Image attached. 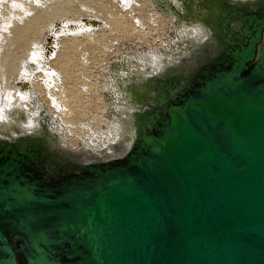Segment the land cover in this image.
<instances>
[{
	"label": "bare ground",
	"instance_id": "obj_1",
	"mask_svg": "<svg viewBox=\"0 0 264 264\" xmlns=\"http://www.w3.org/2000/svg\"><path fill=\"white\" fill-rule=\"evenodd\" d=\"M5 1L0 0V3ZM155 1L171 16L175 24L174 38L161 48L162 53L125 52L126 55L117 57L107 67L105 95H102L106 132L99 134L91 129L90 135L88 130L77 128L83 124L80 123L81 114L68 102L66 91L59 87L62 85L61 73L52 66V59L59 55L62 38L91 36L98 26L107 25L95 16L53 22L41 34V41L32 46L34 48L24 60L27 67L20 66L12 94L13 101L19 102L7 105L0 99V196L2 201H7V196L13 197L12 205L0 210V225L3 226L0 256L15 257L14 261L9 258V264H17V256L21 264L33 262L34 242L56 239L58 228L53 227L56 222L40 213L42 205L52 206L49 210H53L59 194L75 193V198H79L82 193H94L103 181L116 174L126 172L129 175L128 168H135L133 174L138 172L140 165L134 164L133 159L152 143L153 135H156H152L153 131L168 129V126L159 128L168 122L165 119L160 125L166 106L186 100L185 95L192 94L190 91L204 79L226 74L238 65L249 47L252 49L251 43L259 42L254 49L257 54L263 52L258 37L264 41V0ZM242 19L249 20L251 27L254 25L253 32L247 26L242 31L246 25ZM214 63L219 65L214 66ZM0 65L4 68V64ZM1 71L3 73V69ZM10 72L1 74L5 76ZM35 84L39 90L35 89ZM48 88L52 97L47 94ZM207 90L196 93L195 98L207 94ZM233 94L228 89L223 90V95L229 99ZM250 95L253 98L257 93ZM43 96L51 102L50 106L42 103ZM172 109L174 111L176 107L167 110L168 115H172ZM216 111L222 113L226 108L218 107ZM224 130L216 128L213 134L222 147ZM71 133L78 138L69 136ZM79 140L83 142L81 147ZM3 183L7 187L2 188ZM90 185L92 187L88 188ZM65 201L68 202V198ZM34 214L43 217L37 222ZM12 218L22 221L16 223ZM58 236L63 237L60 233ZM25 241L30 252L22 248ZM65 248V243L59 240L54 243L51 253L46 252L47 249L43 252L45 257L51 256V260L61 255V264H70L62 258L67 253L57 254ZM27 253L30 255L23 258ZM37 263L41 262L37 259Z\"/></svg>",
	"mask_w": 264,
	"mask_h": 264
},
{
	"label": "water",
	"instance_id": "obj_2",
	"mask_svg": "<svg viewBox=\"0 0 264 264\" xmlns=\"http://www.w3.org/2000/svg\"><path fill=\"white\" fill-rule=\"evenodd\" d=\"M242 21V31L247 26L253 32L254 25ZM258 41L262 53L254 49L259 42L251 43L230 72L211 73L186 100L166 106L160 125L168 122L159 128L168 129L153 131L152 143L133 159L138 172L128 168L129 175L102 180L98 190L79 198L59 194L53 210L42 205L40 213L56 222L57 237L35 241L33 262L25 261L61 264L60 254L67 253L62 258L70 264H264V41ZM205 89V96L195 98ZM226 89L234 93L230 99ZM216 128L225 129L223 147L213 135ZM7 197L0 196L1 211L12 205ZM36 214L38 222L43 216ZM59 240L66 245L59 258L45 257L43 251L51 253ZM9 258L15 260L0 256V264Z\"/></svg>",
	"mask_w": 264,
	"mask_h": 264
},
{
	"label": "rangeland",
	"instance_id": "obj_3",
	"mask_svg": "<svg viewBox=\"0 0 264 264\" xmlns=\"http://www.w3.org/2000/svg\"><path fill=\"white\" fill-rule=\"evenodd\" d=\"M90 16L102 19L107 25L98 26L91 36L62 38L59 55L52 59V66L61 73L59 87L66 91L68 102L81 114L80 123L84 126L77 128L88 130L90 135L92 130L99 134L106 132L103 90L107 67L126 53H162L161 48L174 38L175 24L155 0H6L0 3V63L4 64V68L0 65V92L3 93L0 99L7 105L19 102L13 101L12 94L20 66L27 67L24 60L53 22ZM6 60H9L7 64ZM35 89L39 90L37 84ZM47 94L52 97L49 88ZM41 101L51 105L44 96ZM70 135L78 138L74 133ZM78 145L83 146V142L79 140Z\"/></svg>",
	"mask_w": 264,
	"mask_h": 264
}]
</instances>
